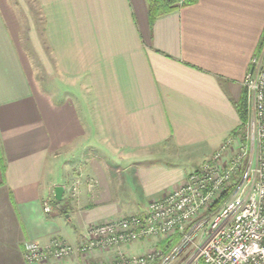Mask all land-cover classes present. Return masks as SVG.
<instances>
[{
	"label": "crops",
	"instance_id": "crops-1",
	"mask_svg": "<svg viewBox=\"0 0 264 264\" xmlns=\"http://www.w3.org/2000/svg\"><path fill=\"white\" fill-rule=\"evenodd\" d=\"M37 2L56 72L33 27L30 47L56 94L37 81L15 7L0 0V264H27L30 241L76 247L92 225L143 214L181 186L241 126L264 39V0L176 3L153 25L149 0Z\"/></svg>",
	"mask_w": 264,
	"mask_h": 264
},
{
	"label": "built area",
	"instance_id": "built-area-1",
	"mask_svg": "<svg viewBox=\"0 0 264 264\" xmlns=\"http://www.w3.org/2000/svg\"><path fill=\"white\" fill-rule=\"evenodd\" d=\"M175 1L183 6L195 0ZM243 87L247 122L181 186L150 203L143 214L92 225L76 247L59 237L46 244L26 242L27 264H63L75 255L86 259L97 253L113 259L84 264H264V48L252 58ZM79 186L76 181L75 194ZM51 211L45 203V212ZM171 234L181 240L169 254L124 250Z\"/></svg>",
	"mask_w": 264,
	"mask_h": 264
},
{
	"label": "rangeland",
	"instance_id": "rangeland-1",
	"mask_svg": "<svg viewBox=\"0 0 264 264\" xmlns=\"http://www.w3.org/2000/svg\"><path fill=\"white\" fill-rule=\"evenodd\" d=\"M10 2L15 7V10L18 14L19 25L21 27V45L23 46V48L27 50L29 58L31 59V61H33L35 77L37 81L39 82L40 86L41 85L46 86V88L49 89L51 93L56 94L57 93V86H56L57 82L55 80V77L48 78L46 76L45 71L43 70L41 64L38 61L37 54L34 51H32L30 47V42H29V29L30 27H33V29L37 31V35L39 36V38L42 40V42H44L43 46L51 61V67H53V69L56 72V66L54 63L53 56L51 54L50 49L47 47L45 43V37L43 34L44 17H43L41 8L37 0H10ZM54 76H56V74ZM163 153H164V149H158L152 152V154L156 156H159V155L161 156L163 155ZM226 193H229V192H226ZM55 203L60 204L61 202L56 201ZM220 205H221L220 202H218L214 208V211H216L220 207ZM177 235L180 237V239L175 244V246L170 250V252H172L181 240V235L179 234H171V235L161 237V238H150L148 240L141 241V242L132 244L130 246H127L124 248V250L128 255L153 254L154 252L158 250L163 251L160 248V245L162 243H165L166 241L176 238ZM169 253H165V254H169ZM177 263L178 262L174 264H177Z\"/></svg>",
	"mask_w": 264,
	"mask_h": 264
},
{
	"label": "trees",
	"instance_id": "trees-1",
	"mask_svg": "<svg viewBox=\"0 0 264 264\" xmlns=\"http://www.w3.org/2000/svg\"><path fill=\"white\" fill-rule=\"evenodd\" d=\"M150 4V22L154 24L155 20L163 15L169 14L177 9L175 0H149ZM188 4V3H187ZM261 49L264 48V39L261 44ZM237 110L241 119V122L245 124L248 120V106L247 99L244 93L242 100L237 105ZM180 237L177 235L176 238L166 241L160 245V248L165 252L169 253L170 250L175 246Z\"/></svg>",
	"mask_w": 264,
	"mask_h": 264
},
{
	"label": "water",
	"instance_id": "water-1",
	"mask_svg": "<svg viewBox=\"0 0 264 264\" xmlns=\"http://www.w3.org/2000/svg\"><path fill=\"white\" fill-rule=\"evenodd\" d=\"M65 189L63 187H57L55 189V199L57 202H62Z\"/></svg>",
	"mask_w": 264,
	"mask_h": 264
}]
</instances>
